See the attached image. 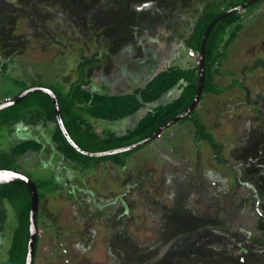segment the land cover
<instances>
[{
    "label": "rangeland",
    "instance_id": "1",
    "mask_svg": "<svg viewBox=\"0 0 264 264\" xmlns=\"http://www.w3.org/2000/svg\"><path fill=\"white\" fill-rule=\"evenodd\" d=\"M210 1L0 0V104L29 87L66 92L83 59L98 53L87 72L97 92L125 94L166 68L193 69L201 56L185 41ZM241 13L243 28L223 50L214 79L222 87L237 84L221 95L205 93L192 119L119 154L125 167L104 161L74 172L53 146L51 127L11 121L0 128V159L36 138L44 149L19 158L17 168L49 184L45 190L63 184L42 200L35 264H264V1ZM194 117L215 136L218 152L197 140ZM140 119L92 120L100 137L81 141L92 154L132 146L139 137L117 146L103 132L126 133ZM1 210L3 264L17 207L6 202Z\"/></svg>",
    "mask_w": 264,
    "mask_h": 264
},
{
    "label": "trees",
    "instance_id": "2",
    "mask_svg": "<svg viewBox=\"0 0 264 264\" xmlns=\"http://www.w3.org/2000/svg\"><path fill=\"white\" fill-rule=\"evenodd\" d=\"M224 1L228 2L227 5H225L226 2L224 3ZM250 1L252 0H212L207 3L192 33L185 41L186 47L201 54L204 37L209 25L223 13ZM262 1L264 0L246 9L255 7ZM242 18L241 12L232 13L220 19L210 31L205 48V83L203 95L205 93L221 95L237 84L235 82L228 87H222L217 85L214 79L216 73L220 72V64L225 57V51L223 50L236 40L239 31L243 28ZM99 56L100 53L92 58L83 59L78 69V80L71 84L66 92H59L53 87H42L50 89L55 93L65 128L74 143L85 152L88 150L81 141L83 137L88 136L91 139H98L100 137L92 120L116 124L140 116L141 119L137 124L126 133H119L112 129H106L103 133L107 138H104L106 142L113 143L115 141L117 146L119 145V141L127 138L139 137L138 141L141 142L186 112L197 96L201 77L200 65L193 69H183L182 67L166 68L146 81L144 85L138 86L132 92L125 94H110L92 90V82L87 79V72L89 68L95 65ZM2 68L6 70L8 64L4 63ZM176 88L182 89L181 94L178 97H174L171 102L162 104L164 97L176 90ZM35 95H39V97H36V100L32 103L33 106L32 104L29 106L27 102ZM15 99L12 98L10 102ZM6 100L5 102L7 103ZM144 110H146V113L141 115ZM1 112L3 113V119L0 122V128L11 123V121H22L28 127H39L40 125H44L47 128L51 127L53 129L51 136L53 146L63 157V160L72 165L74 170H92L104 161L113 162L116 165L124 167L127 165L125 160L119 159V154L92 157L77 150L64 135L58 122L54 100L51 95L45 92L32 93L19 103L1 110ZM194 113L195 110L183 119H192ZM193 120L197 128V140L208 141L215 152H218L220 146L215 136L208 132L206 125L200 119L194 117ZM138 141L135 144L139 143ZM43 149L44 145L37 139L22 140L12 148L9 154L6 153L4 158L0 159V169L15 170L17 169L19 158L31 152L39 153ZM92 158H95L96 161L89 163L87 160ZM35 184L38 188L40 201L46 198L56 186L52 183V187L48 191L45 189H47V186H50L49 184ZM6 202L17 207V221L8 253L9 258L3 264H26L32 204V193L29 185L25 181L0 185V204L3 205ZM0 212V226L3 227L7 215L2 210ZM38 245L39 240L36 247V257Z\"/></svg>",
    "mask_w": 264,
    "mask_h": 264
},
{
    "label": "water",
    "instance_id": "3",
    "mask_svg": "<svg viewBox=\"0 0 264 264\" xmlns=\"http://www.w3.org/2000/svg\"><path fill=\"white\" fill-rule=\"evenodd\" d=\"M261 0H252L250 2H247L243 5H241L240 7L231 9L225 13H223L222 15H220L219 17H217L208 27L205 37H204V41H203V45H202V51H201V58H200V67H201V77H200V86H199V90L197 93V96L193 102V104L191 105V107L184 113H182L181 115H179L178 117H176L175 119H173L172 121H170L169 123H167L166 125H164L162 128H160L157 132H155L153 135H151L149 138L135 144L129 147H125V148H121L118 150H113V151H109V152H102V153H97V154H92L89 152H85L83 150H81L72 140V138L70 137L67 129L65 128L64 122L62 120L61 117V113L59 110V105H58V100L57 97L55 95V93L53 91H51L50 89L47 88H42V87H33L28 89L27 91H25L24 93H22L21 95H19L14 101L11 102H7L4 104L0 105V111L4 110L6 108H9L17 103H19L20 101H22L25 97H27L28 95L35 93V92H45L49 95H51V97L54 100V104H55V108H56V113H57V118H58V122L60 124V127L64 133V135L66 136V138L68 139V141L79 151H82L84 154L88 155V156H92V157H101V156H108V155H114V154H120V153H124L130 150H134L137 149L141 146L147 145L150 142L154 141L155 139H157L158 137H160L163 132L171 127L172 125L178 123L180 120H182L184 117L188 116L189 114H191L200 104L201 102V98L203 95V90H204V83H205V48H206V42L209 36L210 31L212 30V28L214 27V25L222 18L235 13V12H241L243 10H245L246 8H248L249 6L259 2ZM17 181H25L30 189H31V193H32V204H31V212H30V230H29V243H28V249H27V258H26V264H35L36 261V247H37V243L39 240V225H38V213H39V205H40V198H39V192H38V188L36 186V184L26 175L18 172V171H12V170H0V185H4V184H10L13 182H17Z\"/></svg>",
    "mask_w": 264,
    "mask_h": 264
},
{
    "label": "flooded vegetation",
    "instance_id": "4",
    "mask_svg": "<svg viewBox=\"0 0 264 264\" xmlns=\"http://www.w3.org/2000/svg\"><path fill=\"white\" fill-rule=\"evenodd\" d=\"M259 106H261V104L259 105ZM143 112V111H142ZM141 112V113H142ZM40 127V126H39ZM39 127H31V128H33V129H38ZM47 128V127H46ZM36 139V138H35ZM63 160V159H62ZM63 162H65L64 160H63ZM109 162V161H108ZM52 169V171L53 172H55L54 171V169L53 168H51ZM0 170H5V169H0ZM7 170V169H6ZM10 170H12V169H10ZM12 171H18V172H20V173H22V174H24V175H26L23 171H21L19 168H17V169H15V170H12ZM73 171L75 172V171H78V170H74L73 169ZM91 171V170H90ZM27 176V175H26ZM27 177H29V176H27ZM30 178V177H29ZM59 178V177H58ZM31 179V178H30ZM32 180V179H31ZM33 181V180H32ZM34 182V181H33ZM55 188H54V190H53V192H55L57 189H60V187L63 185H61V184H58V183H56L55 182ZM52 193V192H51ZM50 194V193H49ZM41 204H42V201H40V205H39V213H40V206H41ZM39 213H38V218H37V220H38V225H39ZM262 215H264V213H261ZM106 218V217H105ZM109 221H112V219H110V217H109ZM236 247H238L240 250L241 249H243V245L242 244H239L238 243V246H236ZM245 251V250H244Z\"/></svg>",
    "mask_w": 264,
    "mask_h": 264
},
{
    "label": "clouds",
    "instance_id": "5",
    "mask_svg": "<svg viewBox=\"0 0 264 264\" xmlns=\"http://www.w3.org/2000/svg\"><path fill=\"white\" fill-rule=\"evenodd\" d=\"M199 65H200V63H199Z\"/></svg>",
    "mask_w": 264,
    "mask_h": 264
}]
</instances>
